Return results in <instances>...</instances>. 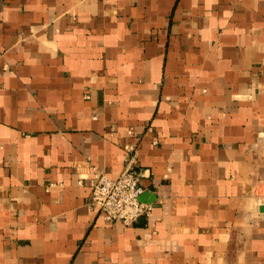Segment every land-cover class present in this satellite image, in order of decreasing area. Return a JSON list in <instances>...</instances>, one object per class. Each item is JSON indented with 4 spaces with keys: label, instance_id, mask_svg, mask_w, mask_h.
I'll return each mask as SVG.
<instances>
[{
    "label": "crops",
    "instance_id": "1",
    "mask_svg": "<svg viewBox=\"0 0 264 264\" xmlns=\"http://www.w3.org/2000/svg\"><path fill=\"white\" fill-rule=\"evenodd\" d=\"M261 207L264 0H0V264H264Z\"/></svg>",
    "mask_w": 264,
    "mask_h": 264
},
{
    "label": "built area",
    "instance_id": "2",
    "mask_svg": "<svg viewBox=\"0 0 264 264\" xmlns=\"http://www.w3.org/2000/svg\"><path fill=\"white\" fill-rule=\"evenodd\" d=\"M136 164L135 149L130 147L124 160V168L116 178L94 172L89 179L91 196L88 206L97 208L105 223L118 222L124 226H132L151 214L152 203L140 200L144 192L140 182L147 177V171L137 169Z\"/></svg>",
    "mask_w": 264,
    "mask_h": 264
},
{
    "label": "water",
    "instance_id": "3",
    "mask_svg": "<svg viewBox=\"0 0 264 264\" xmlns=\"http://www.w3.org/2000/svg\"><path fill=\"white\" fill-rule=\"evenodd\" d=\"M260 210H261V211H264V207H261Z\"/></svg>",
    "mask_w": 264,
    "mask_h": 264
}]
</instances>
